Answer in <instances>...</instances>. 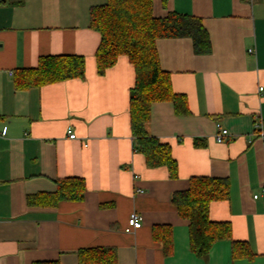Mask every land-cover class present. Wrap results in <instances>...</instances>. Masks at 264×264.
Instances as JSON below:
<instances>
[{"label": "crops", "instance_id": "0c3cea01", "mask_svg": "<svg viewBox=\"0 0 264 264\" xmlns=\"http://www.w3.org/2000/svg\"><path fill=\"white\" fill-rule=\"evenodd\" d=\"M107 2L0 0V131L8 127L0 138V264H79L81 251L98 248L114 249L117 264H264V139L256 129L264 130V0H153L155 18L201 19L211 41L208 55L195 54L187 38L156 42L173 92L187 103L186 115L172 102L153 103L146 125L171 147L175 179L134 150L129 59L98 73L101 36L90 13ZM48 56L83 57L85 78L18 89L17 73ZM216 124L229 131L223 143ZM70 178L86 182L84 200L51 206L57 181ZM194 178L230 186L210 220L228 223L231 237L204 257L191 250L190 222L171 203ZM132 213L142 218L136 231Z\"/></svg>", "mask_w": 264, "mask_h": 264}, {"label": "trees", "instance_id": "16d2710c", "mask_svg": "<svg viewBox=\"0 0 264 264\" xmlns=\"http://www.w3.org/2000/svg\"><path fill=\"white\" fill-rule=\"evenodd\" d=\"M90 25L101 36L96 52L100 75L112 68L121 56H126L134 67L136 77L130 92V117L135 152L145 157L150 168L166 167L170 177L177 178L178 165L171 147L151 137L146 129L153 103L172 102L177 114L188 113L186 99L173 92L171 77L161 68L156 42L187 38L192 41L195 54L208 55L211 41L203 21L174 12L155 18L153 0H108L106 5L91 10ZM85 74L83 57H42L36 69L17 73L16 87L41 88L84 79ZM86 191L83 179L57 181V190L50 195L51 206L63 201H83ZM229 191L227 179L194 178L187 191L174 193L171 198L181 218L190 222L191 250L199 257L206 256L217 241L231 237L228 223L210 220L211 204L227 200ZM29 202L33 203L32 198ZM155 238L159 240V234ZM238 244L234 243V249ZM79 264H117V253L109 248L83 250L79 253Z\"/></svg>", "mask_w": 264, "mask_h": 264}, {"label": "built area", "instance_id": "2783aa9c", "mask_svg": "<svg viewBox=\"0 0 264 264\" xmlns=\"http://www.w3.org/2000/svg\"><path fill=\"white\" fill-rule=\"evenodd\" d=\"M250 53H253L251 50ZM256 129L259 131V135L262 139H264V130L262 125H256ZM8 134V127L5 126L0 131V138L6 137ZM229 136V131L225 128H223L220 124H216V134H215V140L217 143H223L225 142L226 138ZM70 139H75V135H70ZM262 194H264V189H262ZM259 195H255L254 199H258ZM129 227L136 231L141 229L142 227V218L137 213H132L129 217Z\"/></svg>", "mask_w": 264, "mask_h": 264}]
</instances>
